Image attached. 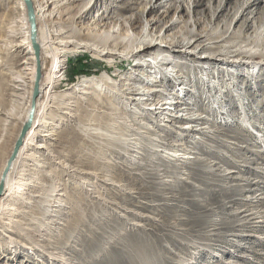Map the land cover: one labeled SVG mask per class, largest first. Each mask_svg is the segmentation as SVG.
Listing matches in <instances>:
<instances>
[{"label":"rangeland","instance_id":"1","mask_svg":"<svg viewBox=\"0 0 264 264\" xmlns=\"http://www.w3.org/2000/svg\"><path fill=\"white\" fill-rule=\"evenodd\" d=\"M34 1L47 9L43 26L48 32L57 33L60 27L80 29L82 41L91 40L98 50L116 49V53L100 58L94 56L96 49L65 53L67 62L54 91L62 95V102H71L75 119L57 117L54 156L45 159L47 169L57 174L58 185L50 187L43 180L49 184L43 185L40 199H25V214L16 217L24 235H10L0 228V243L10 244L11 249L0 257V264H264V106H259L264 104V82L252 81L245 92L247 76L256 77L264 63L249 74L242 66L231 68L234 73L221 83L209 80L205 70L194 74L195 61L182 69L175 62L147 68L150 79H159V72L165 70L168 75L178 71L200 81L185 97L186 108L207 118L204 124L193 123L195 128L201 123L206 130H218L213 138L198 132L186 137L181 128L185 121L170 123L162 119L166 114L151 120L145 114L139 117L134 113L139 110L136 101L118 91L124 82L139 78V69L133 65L143 56L122 53L142 35L181 40L190 32H200L206 43L225 35L219 46L236 45L248 50L252 60H264V0H71L69 15L48 0ZM10 4L16 6L14 12L8 11ZM22 15L20 0H0V108L13 116L10 119L0 111V156L15 142L26 107L23 90L17 92L20 98L9 95L6 67H10L12 51L8 32L3 31ZM175 19L180 23L172 27ZM169 52L165 54L171 58L174 52ZM175 54L179 62L183 54ZM239 68L246 76L234 79ZM92 77L93 83H81ZM172 80L165 97L183 92L179 81ZM234 80L237 88L228 93L235 95L225 101L221 85L229 89ZM147 82L135 81V86ZM212 87L219 92L208 104L207 90ZM201 101L206 105H198ZM227 107L229 113L220 114ZM140 118L156 140L201 142L148 144L140 149ZM159 123L166 127L160 128ZM166 128L175 132L167 136ZM55 190L61 195L54 197ZM12 238L17 243L10 242ZM22 242L30 244L25 247Z\"/></svg>","mask_w":264,"mask_h":264},{"label":"bare ground","instance_id":"2","mask_svg":"<svg viewBox=\"0 0 264 264\" xmlns=\"http://www.w3.org/2000/svg\"><path fill=\"white\" fill-rule=\"evenodd\" d=\"M20 1L23 9V15L20 16L18 20L9 22L7 24L8 26L6 25L7 27L6 28L4 27L3 29L4 32L5 31L8 32L7 43L11 47V51H12L11 55L9 56L11 61L10 67L8 66L6 67L7 70L9 71V73H6L8 77L6 83L7 86L9 87V90H11L10 91L11 93L9 95L12 98L13 97L20 98V96L17 94L18 90H23L26 93V100H25L26 107L23 111L22 117L19 118V122H20L19 129H21L24 121L27 118L28 112L31 108L32 101L34 102V114L31 120L30 128L26 132L23 143L18 149L14 158L11 160V162L8 164V160L12 153L14 143H12L10 150H8V152L5 155L0 156V185L2 183L3 191H4V193L2 191L3 194L0 195V228L9 232L10 235L14 234L18 236L24 235L20 231L19 228L20 226L18 227L16 224L17 222L16 217L20 216L21 214H25L22 213L25 212L23 211L24 207L26 206L25 203L27 202L25 201V199L26 200L35 199V201L37 200V197H39L40 199V197L42 196L41 190L43 189V185L45 183L50 182V185H48L50 187H52L51 184L53 185V183L55 184V186L58 185V181H57L58 179L56 178L57 174L47 169L45 162V159L47 157L52 158V156H54L53 153L55 151L52 145H53V141H57V138L55 136L58 135L57 134L58 132L54 130V127L56 126V122L59 118L61 117L63 118V116L67 118L70 117L69 120L75 119V115L74 113H72L73 109L71 102L68 101L62 102L61 99L62 95L56 94L54 91L55 85L59 81L61 76L63 63L65 61L67 62V59H65V55H66L65 53L69 51H77L79 49H91V50L96 49V51H93V53H96L94 56L98 58H100V56L104 57L105 56L104 54L116 53L115 51L116 49L98 50L94 45V42H91V40L85 42L82 41L81 38L78 37V35L82 33L80 29H78L77 32H74L71 29L64 30L63 28L60 27L57 33L52 34L51 32H48L46 27L43 26L45 11L47 9H45L46 7L44 8L41 5V3H37L34 0H32L35 10L36 22H37L36 39L39 46L38 50H36L33 47L31 40L29 38V23L25 14V6L23 1L22 0ZM48 1H49L48 4L50 3L53 6L59 7L60 8L59 11H62L63 15H67V14L69 15L71 11V5H70L71 0L70 1L48 0ZM181 1L183 0H176V2H181ZM162 6H164V4H162ZM168 7L171 6L169 5ZM15 9H16L15 5L10 4L8 6V11L10 12H14ZM82 10H84V8ZM179 23L180 21L175 19L170 25H173L172 27H175ZM228 31L230 30L228 29ZM224 36L225 35L217 36L216 37L217 40L215 38H211L209 39L210 42L206 43L204 42L205 40H202V38H204L205 35L204 34L202 35L200 32H192V33L190 32L188 33L187 37H184L181 40H175V38H171V39L165 38L164 40L161 35L158 36L142 35V38L139 39V42L135 43V45H133L132 48L127 49L125 51L126 53H122V55L126 57L127 56L131 57L132 55H137L138 53L139 55L143 56V57H139V59H137V61L133 65L134 67H137L139 69V73H138L139 78L137 77L131 78L133 80L132 83L124 82L122 84L123 86L118 91H121L127 99L131 101L133 100L136 101V106H138L139 110L137 109L136 111H134V113L139 114V117L145 114L144 117L146 119L151 120V118L157 116V114H166L167 118H164L162 116V119H166V121L170 123L185 121L184 123L186 125L181 126L182 132L186 133L183 134L185 136L189 135L190 132H194V133L198 132L207 135L210 138L215 137V134L218 132V130H210V129L206 130V127L204 125L202 126L201 123L197 124L200 126L195 128L194 127L195 125H193V123L196 124L199 121H202L204 124V120H206L207 118H205L202 115L199 116L197 114L189 112L188 111L189 108H186V106L189 103L186 101L185 97L187 96L188 92L191 91V89H194V87H196L200 83V81L196 79V77L193 80H190L189 76L187 77L186 75L178 74V71H176V74L174 75L170 73L172 75L171 76L168 75L167 71L165 70L159 72L161 74L159 76V79H150L149 77L151 75H149L150 74L149 72L147 73V68H156L158 67L157 64H161L167 67L171 63L175 62L177 64L178 69H182L183 67L186 66L191 67L190 66L191 62L195 61L198 62L197 63L198 65L193 67L194 74H196L195 73L196 70H201V71L205 70L209 80L210 77L212 79L216 78V80L219 83H221L223 82V77L224 78L228 77L229 73L230 74L234 73V72H230V71H234L231 68H235L236 66H242V68L244 70L246 69V72L249 74L251 68L253 69L258 64L264 63V60L262 59H259L257 61H255V59L252 60L251 55H248L247 53L248 50L247 51L240 50L237 48L236 45L233 46L230 45V48L219 46L220 45L219 42L221 43L222 41H224V38L227 37ZM231 47L233 49H231ZM201 50L204 53L200 54ZM169 51L174 52V55H171L172 56L171 58L167 57V55L165 54L168 53ZM175 53L183 54V57H180L182 59L179 62L175 58L177 57ZM146 54L148 55L145 56ZM140 68L142 69V71H140ZM212 69L213 70L216 69V72L215 73L212 72L211 71ZM239 70L238 69L236 70L237 72L233 77L234 79L239 78L241 76L244 77L245 73ZM256 74H257L256 77L254 76L255 78L254 77L252 78V75L250 77L247 76L248 79L246 81L245 92L247 91L246 90L247 85H250L252 81L254 83H256L257 81L264 82V76H261L262 74H264V70L262 71V68H260V66L258 67ZM173 77L179 81L178 86L179 88H181L183 92L181 95L178 94L177 97L174 96L175 92L174 93L172 92L173 96L171 95V97L169 96L165 97L164 95L169 94V92H167L166 90H168V87L172 85ZM94 78L95 77L82 80L81 83L82 84L85 82L93 83ZM145 79L148 81L150 80V82H147L146 84H144V86L142 85L141 86L139 85L137 87L135 86V81H139L140 84H142V82H144ZM202 83L204 85V81ZM35 87H37V92L36 95L33 96ZM221 88H222V93L225 97V101H229L235 94L233 92L228 93V90L237 88L236 80L233 81L231 88L229 89L226 88V86L223 83L221 85ZM212 89L214 90V93L211 94ZM212 89L210 90V88H208L207 90L209 92V96H208L209 99L207 101L208 104L213 103L215 101L214 95L217 92H219V88L217 89L212 87ZM83 93H88V92H83ZM259 93L260 90H258L257 94ZM248 94L250 93L248 92ZM137 95L142 97L137 98L136 97ZM198 97L201 98L200 94L198 95ZM11 101L14 100L11 99ZM219 102L217 101V103ZM53 104H56L57 106ZM140 104L142 107L140 106ZM204 104H205L204 101L203 102L201 101V104L198 105H201L202 107V105ZM259 106L263 107L264 104L260 102ZM3 110L4 109L0 108V111L4 113L6 117L13 119V116L9 112V110H4V111ZM53 111H55V114H53ZM219 112L220 114L227 115V113H229V108L227 107L224 110H220ZM210 114H214V112H211ZM129 115H131V113ZM138 125H139L138 140H139L140 149L149 146L148 144H151L154 147H160L165 144L169 146H180V145L182 146V144H186L189 142L192 143L193 145L194 144L197 145V142H201L198 140L192 141L189 139L188 140L183 139L184 143L173 142L169 144L163 142V140H156L155 138H151L150 137V134L152 133L151 128L144 126V122L141 121V118L139 119ZM158 125L160 128L166 127L165 125L160 123ZM140 128H145L146 130L141 131ZM132 129L138 130V128H132ZM165 130L164 132L167 136L175 132L171 128L168 129L166 128ZM207 132L210 134H207ZM152 141H157V143H153ZM158 143L162 145H159ZM172 155L176 156L178 154H172ZM54 158L57 157L55 156ZM59 164L60 163H58V165ZM44 168H46L47 170L45 171ZM57 170L59 172L61 169H57ZM43 180H47L48 182H45L43 184ZM57 191L58 190H55L54 197L61 195ZM22 194L27 195V197H25L24 195L22 196ZM17 198H19L18 200L21 201L18 202ZM0 232L3 231L0 229ZM23 233L25 232L23 231ZM12 241L17 243V241L14 238H12L10 242ZM22 243L23 244L21 245L27 247V245L25 244L27 242H22ZM9 245H7L4 242L0 243V257H5V255L10 254L11 249L9 248ZM32 246L39 250L36 243H33ZM53 259L56 260L55 258ZM53 262H51V264ZM88 264H90V262Z\"/></svg>","mask_w":264,"mask_h":264},{"label":"water","instance_id":"3","mask_svg":"<svg viewBox=\"0 0 264 264\" xmlns=\"http://www.w3.org/2000/svg\"><path fill=\"white\" fill-rule=\"evenodd\" d=\"M22 1L24 3V6H25V14H26V17H27V20H28V23H29V38L31 40V43H32L33 47L36 50H38L39 46H38L37 39H36V36H37V22H36L34 5H33L32 0H22ZM36 92H37V87H35V89H34L33 96L36 95ZM33 114H34V102L32 101L31 108H30V110L28 112L27 118L24 121V123H23V125H22V127H21V129L19 131V134H18V136H17V138H16V140L14 142V147H13L12 153L10 155V158L8 160V164L14 158V156L16 155L18 149L22 145L23 140H24L25 135H26V132L30 128V124H31V120H32ZM2 191H3V186H2V183H1V185H0V195H1Z\"/></svg>","mask_w":264,"mask_h":264},{"label":"trees","instance_id":"4","mask_svg":"<svg viewBox=\"0 0 264 264\" xmlns=\"http://www.w3.org/2000/svg\"><path fill=\"white\" fill-rule=\"evenodd\" d=\"M86 65H88L87 63H86ZM86 65H84V66H86ZM84 71V70H83ZM82 72V71H81ZM85 72H87V73H89V71L88 70H85Z\"/></svg>","mask_w":264,"mask_h":264}]
</instances>
